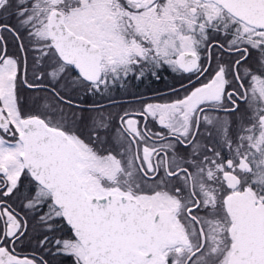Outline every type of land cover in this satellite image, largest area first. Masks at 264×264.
Wrapping results in <instances>:
<instances>
[{"label":"snow or ice","instance_id":"snow-or-ice-1","mask_svg":"<svg viewBox=\"0 0 264 264\" xmlns=\"http://www.w3.org/2000/svg\"><path fill=\"white\" fill-rule=\"evenodd\" d=\"M0 264H264V0H0Z\"/></svg>","mask_w":264,"mask_h":264},{"label":"flooded vegetation","instance_id":"flooded-vegetation-1","mask_svg":"<svg viewBox=\"0 0 264 264\" xmlns=\"http://www.w3.org/2000/svg\"><path fill=\"white\" fill-rule=\"evenodd\" d=\"M138 87L140 90H146V85L145 84H138Z\"/></svg>","mask_w":264,"mask_h":264}]
</instances>
